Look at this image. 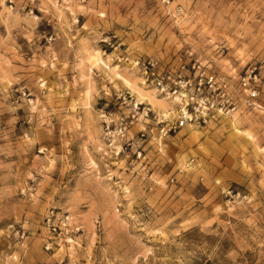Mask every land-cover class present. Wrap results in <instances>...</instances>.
<instances>
[{"label": "rangeland", "instance_id": "rangeland-1", "mask_svg": "<svg viewBox=\"0 0 264 264\" xmlns=\"http://www.w3.org/2000/svg\"><path fill=\"white\" fill-rule=\"evenodd\" d=\"M167 1L0 0V264H264V0ZM191 51L257 106L165 135Z\"/></svg>", "mask_w": 264, "mask_h": 264}, {"label": "built area", "instance_id": "built-area-1", "mask_svg": "<svg viewBox=\"0 0 264 264\" xmlns=\"http://www.w3.org/2000/svg\"><path fill=\"white\" fill-rule=\"evenodd\" d=\"M169 3V0L167 1ZM184 16V10L178 6L173 10L176 23ZM195 53L190 52L192 57ZM188 59L179 58L169 62L160 69L158 63L152 60L136 62L142 66L146 73L151 67L153 81L161 95L178 99L180 107L175 119L162 118L159 123L163 125L165 135H171L186 126H202L220 116H226L239 109L237 97L245 96L249 106H257L255 98L258 75L254 69L246 72V76L235 83L233 79L220 73L210 63H204L198 57ZM124 128H121L122 132ZM145 134L143 133L142 136Z\"/></svg>", "mask_w": 264, "mask_h": 264}, {"label": "bare ground", "instance_id": "bare-ground-1", "mask_svg": "<svg viewBox=\"0 0 264 264\" xmlns=\"http://www.w3.org/2000/svg\"><path fill=\"white\" fill-rule=\"evenodd\" d=\"M159 105V104H158ZM164 104H162V106H163ZM166 107V106H165Z\"/></svg>", "mask_w": 264, "mask_h": 264}]
</instances>
